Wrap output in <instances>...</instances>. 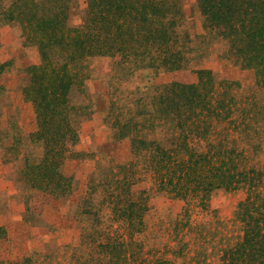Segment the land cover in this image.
Wrapping results in <instances>:
<instances>
[{
    "label": "rangeland",
    "instance_id": "rangeland-1",
    "mask_svg": "<svg viewBox=\"0 0 264 264\" xmlns=\"http://www.w3.org/2000/svg\"><path fill=\"white\" fill-rule=\"evenodd\" d=\"M3 2L9 5L11 0ZM182 8L173 47L181 50L186 69L139 67L134 59L120 61L119 56L89 57L73 67L88 105L71 116L78 141L62 166L68 189L40 198L25 172L43 158L45 145L29 135L37 128V119L23 92L25 70L40 62V54L37 46L25 43L19 22L0 23V64H6L0 73V227L7 233L0 240V264L32 254L37 264H102L104 256L105 264H112L116 261L101 245L108 242L116 243L122 255L119 264H149L159 258L194 264L199 259L191 261L196 250L174 253L187 242L211 254L198 264H218L217 249L212 248L241 236L234 215L245 189L218 190L202 208L191 196L180 198L162 190L151 150L133 148V135L175 148L179 130L174 120H165L157 98L172 81H196L198 69L212 70L216 92L228 89L236 98L235 116L240 117L243 108L264 104V90L256 85L254 72L225 57L227 43L206 29L197 0H182ZM86 9L87 0H72L69 24L82 25ZM58 60L62 62L63 55ZM128 121L138 125L131 124L129 134L119 138ZM253 127L260 129L253 142H262V148L255 153L246 143L247 166L264 168V124ZM207 143L196 137L190 140L200 152L206 151ZM179 152L187 156L184 150ZM130 201L146 204L142 225L132 226L116 213ZM186 209L190 217H183ZM188 219L186 228L178 225Z\"/></svg>",
    "mask_w": 264,
    "mask_h": 264
},
{
    "label": "trees",
    "instance_id": "trees-1",
    "mask_svg": "<svg viewBox=\"0 0 264 264\" xmlns=\"http://www.w3.org/2000/svg\"><path fill=\"white\" fill-rule=\"evenodd\" d=\"M71 3L72 0H11L5 5L0 0V23L19 22L25 43L37 46L40 54V62L26 68L28 79L23 88L37 119V128L29 135L45 145L43 158L29 164L25 172L38 198L58 196L68 189L62 166L73 155L71 146L78 141L71 116L88 105L77 81L79 73L73 71L77 63L94 56H119L120 61L134 59L139 67L172 71L187 68L181 50L173 47L183 18L182 0H87L86 21L78 26L69 24ZM197 3L206 29L227 43L225 57L252 70L256 85L264 90V0ZM58 53L63 55L62 62ZM5 66L0 64V73ZM196 73V81H172L157 98L165 120H174L179 130L175 148L135 135L133 148L143 146L151 150V165L162 190L180 198L191 196L202 208L206 209L218 190L245 189L246 196L234 215L241 236L233 243L212 249H217L218 264H264V168L247 166L246 149L247 142L255 153L262 148V142H253L254 134H260V129L253 126L264 124V104L258 109L243 108L242 115L235 116L239 110L235 107L236 98L228 89L216 92L213 71L198 69ZM222 123L224 127L218 128ZM131 124L138 125L131 121L121 125L119 138L129 134L126 130ZM193 137L208 142L206 151L200 152L190 145ZM180 150L187 156L182 157ZM126 206L116 213L127 217L132 226L142 225L146 204L130 201ZM190 216L186 209L183 217ZM189 221L178 225L186 228ZM6 237V231L0 227V240ZM101 245L116 261L112 264L121 263L116 243ZM190 247L187 242L173 251L185 255L196 250L191 261L199 258L194 264L207 262L211 254L197 249L195 244ZM32 255L14 259L11 264H37ZM101 260L105 264V256ZM149 264L176 263L159 258Z\"/></svg>",
    "mask_w": 264,
    "mask_h": 264
}]
</instances>
